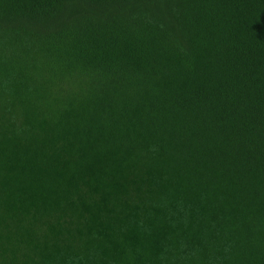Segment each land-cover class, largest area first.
<instances>
[{
  "label": "trees",
  "instance_id": "1",
  "mask_svg": "<svg viewBox=\"0 0 264 264\" xmlns=\"http://www.w3.org/2000/svg\"><path fill=\"white\" fill-rule=\"evenodd\" d=\"M0 264H264V0H0Z\"/></svg>",
  "mask_w": 264,
  "mask_h": 264
}]
</instances>
